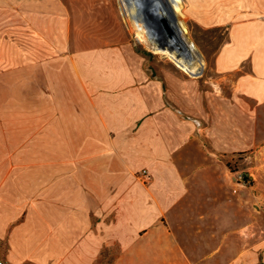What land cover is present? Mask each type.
I'll use <instances>...</instances> for the list:
<instances>
[{"label":"crops","instance_id":"0c3cea01","mask_svg":"<svg viewBox=\"0 0 264 264\" xmlns=\"http://www.w3.org/2000/svg\"><path fill=\"white\" fill-rule=\"evenodd\" d=\"M238 2L185 0L228 30L192 78L118 0H0L3 264H264L240 233L246 203L264 216V17Z\"/></svg>","mask_w":264,"mask_h":264},{"label":"rangeland","instance_id":"374dc122","mask_svg":"<svg viewBox=\"0 0 264 264\" xmlns=\"http://www.w3.org/2000/svg\"><path fill=\"white\" fill-rule=\"evenodd\" d=\"M225 1H229V3H232L233 1H236V0H225ZM237 1H239L238 3L241 4L240 7L242 8H245L248 5V0H237ZM175 2L177 6V12L179 16L181 17L183 24L187 30L186 37L188 41H190L195 46L196 53L201 56V59L204 64L203 71L208 70L209 68H212V58H213L212 53L214 49L218 48V46L221 45L226 40L227 32H228L227 27L202 30L196 24L192 23V21H189L188 18L186 17L185 0H175ZM252 5H253L252 8L249 7L250 8L249 11H251V16L255 17L257 15L256 14V8H257L260 11H262V15H260L259 17L263 19L264 0H252ZM142 10H143L142 3L136 0L134 1V4L132 5L131 12L127 14L125 17H123L119 11L120 15L122 16V19L125 22L126 27H124V30L126 31L129 40L132 43H135V46L138 50L146 54L149 61L166 62L174 66V64L170 62L167 58L154 54L151 50L150 40L144 39L143 32L140 29L141 25L138 22V15L141 14ZM237 11H240V10L237 8ZM183 74L185 75V73ZM187 77H191V76H187ZM232 170H235V169H232ZM248 179L250 180L249 182L250 183L249 186H250L252 184V179L250 177H248ZM245 205H246L245 207L249 208L248 215L246 217L247 221L244 219L245 216L242 215L241 217L243 219H242L241 224H239V227H241L240 225H245L244 224L245 221L249 223L248 224L249 226L247 230H243L240 233L242 237L244 236V234H246V235H250V237L252 238L253 237L261 238L264 235V232H263L264 216L259 212L256 203L254 202L246 203ZM241 207H243V205L239 204L238 213L241 211ZM242 213H244V210H242ZM240 249H242V247H238V250Z\"/></svg>","mask_w":264,"mask_h":264},{"label":"bare ground","instance_id":"6f19581e","mask_svg":"<svg viewBox=\"0 0 264 264\" xmlns=\"http://www.w3.org/2000/svg\"><path fill=\"white\" fill-rule=\"evenodd\" d=\"M136 0H118L119 11L123 17L131 12ZM142 3L143 10L138 15L140 29L144 39L150 40L154 54L167 58L176 68L192 78L200 77L204 64L196 53L195 46L188 41L187 30L177 12L175 0H137ZM158 17L168 19L172 29V37H168L158 29L152 20ZM153 41V42H152Z\"/></svg>","mask_w":264,"mask_h":264},{"label":"water","instance_id":"95a60500","mask_svg":"<svg viewBox=\"0 0 264 264\" xmlns=\"http://www.w3.org/2000/svg\"><path fill=\"white\" fill-rule=\"evenodd\" d=\"M154 23H156L159 30H161L165 35L168 37H172L173 35V29L165 17H158L157 19L152 20Z\"/></svg>","mask_w":264,"mask_h":264},{"label":"built area","instance_id":"2783aa9c","mask_svg":"<svg viewBox=\"0 0 264 264\" xmlns=\"http://www.w3.org/2000/svg\"><path fill=\"white\" fill-rule=\"evenodd\" d=\"M186 75V74H185ZM188 76V75H187ZM237 180H238V184H242L243 186H247L250 183V180L248 179V176H245L244 173H237ZM138 177L142 180V181H147L148 179V173L145 170H142L139 174ZM233 192L235 193V190H233ZM0 264H3L2 260L0 259Z\"/></svg>","mask_w":264,"mask_h":264},{"label":"trees","instance_id":"16d2710c","mask_svg":"<svg viewBox=\"0 0 264 264\" xmlns=\"http://www.w3.org/2000/svg\"><path fill=\"white\" fill-rule=\"evenodd\" d=\"M245 176H247V175L245 174Z\"/></svg>","mask_w":264,"mask_h":264}]
</instances>
